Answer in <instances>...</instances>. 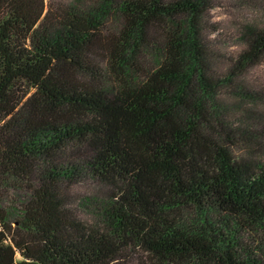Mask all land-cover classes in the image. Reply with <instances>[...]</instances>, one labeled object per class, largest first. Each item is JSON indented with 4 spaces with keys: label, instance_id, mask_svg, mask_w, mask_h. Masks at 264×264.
Listing matches in <instances>:
<instances>
[{
    "label": "trees",
    "instance_id": "obj_1",
    "mask_svg": "<svg viewBox=\"0 0 264 264\" xmlns=\"http://www.w3.org/2000/svg\"><path fill=\"white\" fill-rule=\"evenodd\" d=\"M72 1L0 0V264H264V164L205 130L210 100L264 64V0H238L261 11L224 56L214 0ZM85 177L108 188L109 234L63 206Z\"/></svg>",
    "mask_w": 264,
    "mask_h": 264
},
{
    "label": "rangeland",
    "instance_id": "obj_2",
    "mask_svg": "<svg viewBox=\"0 0 264 264\" xmlns=\"http://www.w3.org/2000/svg\"><path fill=\"white\" fill-rule=\"evenodd\" d=\"M47 1L64 8L74 4L72 0ZM214 2L210 16L219 25L220 35H224L219 37L222 46L218 52L220 55L233 53L239 50L233 37L236 25L243 18L258 16L261 7L258 2H254L249 9L238 0ZM253 9H256L258 14L254 13ZM110 22L113 26L118 23L116 20ZM221 61L215 60L214 65L220 64ZM238 84L241 90L230 88L221 96L210 100L205 130L213 142L227 149L235 162L258 167L264 164V64L246 70L244 78ZM29 194V187L23 184L4 194L2 210L11 229L16 227L14 220L20 212V205L29 198ZM108 194L107 187L87 177L75 185L66 184L60 193L64 208L73 212L84 225L109 234L111 225L98 204L105 200ZM181 217L180 224L185 230L193 231L199 228L197 218L191 219L186 213H182ZM215 217L216 215L209 216L211 219ZM128 255L129 258L124 264H142L144 260L140 256L137 258L136 255ZM19 259L17 256L16 260Z\"/></svg>",
    "mask_w": 264,
    "mask_h": 264
}]
</instances>
